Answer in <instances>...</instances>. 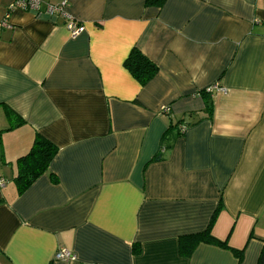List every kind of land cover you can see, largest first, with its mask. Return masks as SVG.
Instances as JSON below:
<instances>
[{
  "label": "crops",
  "instance_id": "0c3cea01",
  "mask_svg": "<svg viewBox=\"0 0 264 264\" xmlns=\"http://www.w3.org/2000/svg\"><path fill=\"white\" fill-rule=\"evenodd\" d=\"M0 0V264H256L264 245V0ZM136 48L157 72L123 65ZM213 84L212 113L201 91ZM4 106L20 121L6 130ZM186 127H185V126ZM57 147L24 192L16 159ZM211 226L242 250L182 236ZM187 246L188 243L184 242ZM63 247L76 255L55 260Z\"/></svg>",
  "mask_w": 264,
  "mask_h": 264
},
{
  "label": "trees",
  "instance_id": "16d2710c",
  "mask_svg": "<svg viewBox=\"0 0 264 264\" xmlns=\"http://www.w3.org/2000/svg\"><path fill=\"white\" fill-rule=\"evenodd\" d=\"M147 3L151 4H162L163 0H147ZM125 59L124 66L131 73V76H134L141 85L146 84L154 74L157 72L156 64L152 63L146 56H144L138 49L133 48ZM207 89V88H206ZM201 91V95L205 99V109L208 116H211L212 113V101L209 97L207 91ZM5 118L9 120V127L6 129H11L16 125L20 124V121L17 118V115L8 107L4 106ZM185 126V125H184ZM186 127V126H185ZM30 149L24 155L16 159V173L12 178L16 184L17 192L20 194L27 189L35 179L38 178L41 174L45 173L47 170L48 164L52 158L57 153V147L50 141H47L44 137L39 134H36L34 140H32ZM220 204L211 217L209 225L205 228L203 232L195 233L193 235L182 236L180 239V244L185 247L186 254H189L192 249L199 244V242L210 243L213 245H218L224 249H231L233 254L237 256L238 259H241L243 254L242 250H237L234 248H229L226 241H221L216 239L211 234V226L216 220V214L220 210ZM184 242L188 243L187 246ZM256 264H264V245L259 252Z\"/></svg>",
  "mask_w": 264,
  "mask_h": 264
},
{
  "label": "built area",
  "instance_id": "2783aa9c",
  "mask_svg": "<svg viewBox=\"0 0 264 264\" xmlns=\"http://www.w3.org/2000/svg\"><path fill=\"white\" fill-rule=\"evenodd\" d=\"M65 5H66V0H63L59 4L48 3L43 6L42 10L44 13H46L49 16L62 17L64 19V26L66 30L69 32L70 36L71 37L78 36L84 31L83 30L84 26L68 13ZM40 6H41L40 0H13L8 9L9 12L16 8L29 12L39 13ZM7 25L8 24L5 21V19H3L0 22V26H7ZM212 89H215L220 93L226 91L224 87L222 88L217 84H213L210 88L206 89L207 93H211ZM4 184H5V180L3 179V177L0 176V187H3ZM53 258L59 261L71 262L76 259V255L73 252L63 247H60V249L58 248L56 250Z\"/></svg>",
  "mask_w": 264,
  "mask_h": 264
}]
</instances>
